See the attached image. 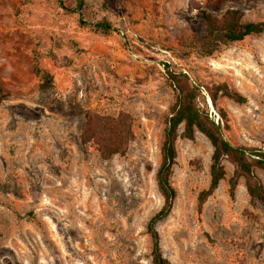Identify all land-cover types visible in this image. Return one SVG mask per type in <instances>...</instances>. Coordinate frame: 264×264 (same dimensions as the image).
I'll return each mask as SVG.
<instances>
[{"label": "rangeland", "instance_id": "374dc122", "mask_svg": "<svg viewBox=\"0 0 264 264\" xmlns=\"http://www.w3.org/2000/svg\"><path fill=\"white\" fill-rule=\"evenodd\" d=\"M220 15L237 8L264 20V0H86L95 33L56 0H0V264H151L148 219L163 199L155 183L164 119L174 94L164 64L200 85L198 105L221 122L234 145L264 150V32L211 55L192 43L201 28L194 7ZM226 82L246 98H219L205 86ZM219 108L227 113L228 126ZM134 119L124 156L101 159L80 131L88 113ZM181 129V128H180ZM169 215L156 223L172 264H264V213L234 166L197 215L209 184L212 147L196 132L178 138ZM255 173L264 184V171ZM207 232L210 240L204 235Z\"/></svg>", "mask_w": 264, "mask_h": 264}, {"label": "trees", "instance_id": "16d2710c", "mask_svg": "<svg viewBox=\"0 0 264 264\" xmlns=\"http://www.w3.org/2000/svg\"><path fill=\"white\" fill-rule=\"evenodd\" d=\"M59 7L71 14H79L78 23L88 27L95 33L115 31L110 21L99 20L87 22L82 17L86 0H56ZM196 16L201 21L200 30L194 35L192 43L197 44L202 52L211 55V44L217 39L227 44L241 41L251 34L264 32V20L244 21L242 13L237 8L226 9L220 15L214 14L202 7L196 6ZM166 79L171 87L174 98L168 107L164 119L163 139L160 145V162L155 172V183L163 203L146 223V233L151 242V264H172L164 256L160 246V235L156 223L166 218L173 208L177 191L172 185L173 167L176 164L178 138L193 140L195 133L203 134L212 147L209 164V184L197 194L196 211L200 219L202 208L207 199L214 193L226 171L224 160L233 164L234 169L228 180V191L233 198L239 179L244 178V186L251 200L257 201L264 213V184L255 173L256 169L264 171V150L256 147L234 145L224 139L221 134V122H215L207 109L198 105L200 85L192 83L187 73L176 71L172 66L164 64ZM214 107L219 98H228L234 103L244 104L243 96L231 88L226 82L213 83L205 86ZM220 119L228 126L227 113L219 108ZM133 117L126 111L117 115L88 113L80 131L82 144H91L101 159L108 160L114 155L124 156L128 144L134 139ZM181 128V129H180ZM204 235L210 240L207 232Z\"/></svg>", "mask_w": 264, "mask_h": 264}]
</instances>
